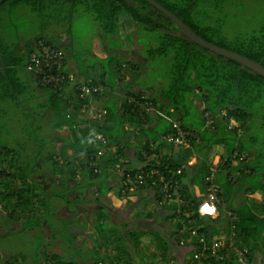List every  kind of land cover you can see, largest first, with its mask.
<instances>
[{
	"label": "trees",
	"instance_id": "16d2710c",
	"mask_svg": "<svg viewBox=\"0 0 264 264\" xmlns=\"http://www.w3.org/2000/svg\"><path fill=\"white\" fill-rule=\"evenodd\" d=\"M156 1L177 14L196 33L208 41L262 62L264 65V24L260 27L259 32H257V28H254L231 35L226 32L227 24L223 19L216 21L217 13L224 10L223 7L228 6L233 0ZM83 2L96 13L103 31L108 35L121 32L129 25H138L148 32L156 33L159 42L149 45L142 51L147 57L143 62H122L119 59H108L111 63L110 67L102 68L100 76L94 74L93 77L86 80L91 79L93 84L102 85V91L91 93L85 99H80L79 92L74 85L68 84L63 89L38 85L50 93L55 112H62L73 107L76 113L73 116L74 121H77V113L82 111L85 104H90L92 100L110 98L109 101L105 100V118L90 121L92 130L90 127H82L89 117V112H84L85 119L80 121L82 123H78L81 130L80 137L75 135L77 134L76 129H73L72 125L70 126V132L74 134L70 140L72 153L70 155H65L64 152L51 154L48 161H51L55 168L65 169L72 164L75 168L81 167V174L85 180L77 179L75 186L81 191L93 185H97L101 190V185H103L102 190L106 193L114 189L107 181L110 176L116 177L122 173L134 175L141 170L156 169L160 174L147 179L144 183H137L132 190H125L126 196L135 190L144 191L156 187L163 176L165 180H172L175 176L182 185L185 178H191L194 190L189 186H183L182 189L184 205L171 203L161 206V208L170 210L175 234L185 224L187 226L186 236H189L186 238L185 246L181 247H191L190 254L193 255L199 244L197 243L199 235L207 240H211L215 235H225L226 237L227 234L232 233V224L235 226V242L238 246H246L247 241L250 242L253 238L255 239L253 243L256 244L257 238L264 231V217L260 215L264 214V204L259 206L262 211L259 210L256 214L251 209L252 207L249 209L247 202L237 209L234 208L232 198L239 192L238 189L249 193L260 191L264 195V76L231 58L215 53L194 42L181 32L179 26L170 17L147 0H5L0 4V20L2 12H5L2 10L5 6L12 7L21 3L33 5L35 8L45 5L60 8L67 6L70 20L74 8ZM134 30L136 29L134 28ZM131 34L129 32V35ZM40 38H45L48 43L61 48L68 60L65 48L46 37ZM12 48L9 44L5 45L0 36V91L14 95L17 100L19 91L14 92L9 82L4 79L10 72V65L15 60L22 62L21 58L17 59L19 57L16 55L17 53H12ZM158 57L169 63L168 82H159L157 86H154L157 83L143 81L146 86L144 90L140 88L133 90L131 85L126 84L124 94L116 90L123 84H118V81L122 82V80L116 79L117 75H123L127 70L135 73L143 72L150 59ZM65 73L69 74L67 64ZM10 80L17 85L18 82H15L12 76H10ZM146 88H148L147 91ZM152 88L154 92L150 91ZM120 95L122 100L119 108L114 97ZM140 101H146L147 105H154L157 109L164 110L168 115L179 118L186 129H192L198 133V138L187 146H174L163 140L164 134L172 128L171 122L155 113L153 109L141 110ZM223 111L226 113L223 114ZM128 120L133 124L132 130L124 128ZM209 120H211L210 123H208ZM232 120L237 125H233ZM122 129L125 132L122 131V133ZM98 132L104 135L109 146L114 147L106 151L103 156L98 155V150L104 145V142L95 140V135ZM126 133H129L130 136L124 138ZM132 137L139 139L136 144L130 139ZM3 141L5 140L0 136V209L7 211L6 214L10 219L20 220L22 227L19 230L11 229L0 237L11 236L34 228L41 229L43 222L55 227L56 223L50 221L57 218L51 205L52 197H47V190H43L41 185L35 182L33 174L32 176L27 174L25 177L16 172L18 167L14 165L17 158L14 151L17 149L3 144ZM165 145L171 146V150L164 154L162 149ZM132 146L136 148L135 156L142 164L141 167L130 165L131 158L127 147L131 148ZM153 150L163 155L159 164L155 158L146 157ZM217 155L220 156L219 166L214 180H211L208 178L212 174L213 163ZM193 156H198L195 165L189 163ZM95 161L97 164L93 163ZM182 166H184L182 172L176 174L177 169ZM96 167L98 172H95ZM213 183L217 186L219 215L217 217L201 216L198 213V205L208 196L209 188ZM119 192L121 194L122 188H119ZM92 198L91 201H94L96 195ZM179 208L180 211H178ZM184 211L189 212V217L182 214ZM95 213L93 225L96 226L98 232L91 234L89 241H83L82 246H74V258H68L57 252L51 253L46 246L48 242L52 241L50 237L44 238L42 232L35 233L33 236L39 237L40 235L42 242L32 249L33 257L30 263H28L27 254L22 259L15 254L11 255L8 261H0V264H89L91 261L92 264H177V261L169 256L168 259L163 257L161 261L158 259L157 262L158 254L148 256V262L143 258V255L139 254V257L143 259L139 262L137 253L132 251H136L135 246L142 242L147 230L139 229L135 233L136 238H134V232L128 231L127 238L131 239L134 244L130 251L127 245L123 246L124 240L122 241L123 237L120 233L121 228L122 230L126 228V224H122V227L114 226L113 230L103 229L101 234V211L96 210ZM150 213L151 211L146 212L145 210L139 215L142 217ZM188 219H192V222L189 223ZM223 221H225V225H222ZM62 222L66 227L67 221L63 218ZM194 229L197 230V233L194 232ZM80 234V232L71 234L69 230L64 229L63 235L67 236L69 243H73V237ZM130 234L133 235L130 236ZM101 236L104 242L102 248L108 251L113 245H116L117 253L102 251ZM95 237H99L98 243L97 240L95 241ZM115 238L119 240L113 244L112 241ZM174 240L179 244L177 236ZM90 243L97 247L93 249V252L85 251L87 248L85 246ZM120 249L124 251L120 252ZM252 249L249 248L248 252L251 262H253ZM2 258L0 255V259ZM185 264H189V262Z\"/></svg>",
	"mask_w": 264,
	"mask_h": 264
},
{
	"label": "crops",
	"instance_id": "0c3cea01",
	"mask_svg": "<svg viewBox=\"0 0 264 264\" xmlns=\"http://www.w3.org/2000/svg\"><path fill=\"white\" fill-rule=\"evenodd\" d=\"M10 8L11 6H7ZM6 9V8H4ZM3 13L2 12V19L0 20V23L3 20ZM73 17V15H72ZM1 29V26H0ZM103 30V29H102ZM134 28L132 31V25H129L127 29H122L121 32H117L116 34H110L108 35L105 33V35L102 36L103 41H101V53L103 54V58L105 59H110L111 57H114L115 54H118L122 58L118 57L119 61L122 62H143L144 60L147 59V57L143 54V46L140 43H135L136 46L134 47L135 44L131 43L126 45V42L123 44L122 38L124 34H128L131 32L134 34V37H136V34L134 33ZM61 37L58 40V45L61 47L65 48L67 51L66 45L69 43L73 42L72 36L70 34H67L65 32H61L59 34ZM0 36L3 40V42L8 44L0 30ZM40 37H46L48 39H51V36L47 34L43 29H41L38 32H35V35L33 36H28V37H23L19 36L16 41L13 44H9L12 46V53H17L19 58L22 59V62H19L15 60L12 65H10V72L5 76V81L9 82L11 89L15 91H19L17 99H19L20 103V98L21 94L25 90H32L34 93L38 94L39 99L41 102L38 103L40 105V108H38V111H36V114L34 115V120H38V123L36 124L39 132L43 133L46 137L49 138L50 142L48 145L46 144L45 141L40 140L35 136L33 143L34 147L32 150L33 153V161L30 163H27L25 157L27 153V149L22 143V141L16 145L12 146L13 148H16L17 150L14 151V155L17 157L15 160L14 165L17 166L16 172L19 175H27L29 174L34 175L35 177V182H37L39 185H41L43 190H47V197H52L51 201L54 200L55 196L58 198H63L65 203H62L60 206L56 207L53 209V212H55L56 217L55 219H52L50 221H57L61 220V227H63V230H59L54 228V225L48 224L47 222L42 223V228L41 229H31L32 232L36 233H42L44 238L50 237V240L52 242H48V245L46 246L48 249H51V253L56 252L52 249L58 246H62V241L63 239L59 240V238L56 237V232L62 231V234H64V229L66 231L69 230L71 234H74L76 232H80L81 234L73 237V243L66 242V247L65 248H70L71 246H82L83 241H86V239L91 238V234H94L97 231L95 228L96 226L93 225V217H95L96 210L101 211V225L106 223H110L111 225L109 226H123L122 224H126V228L124 231L120 230L121 236L123 238H127L128 236V231H130L132 224L134 225V222H131L129 220H124V214L127 215H134L139 213L138 207H144L146 206V212L151 211L149 215H145L144 217L141 218V227L142 230L146 229L148 225H150L153 222V228L151 226V230L145 234L144 238V243L143 241L136 247V251H132L133 249V242L131 239L124 240L123 241V246H128L127 248L132 251L133 253H137L136 255L138 256V261L140 262L143 260L142 258L139 257L143 255V258H145L146 262L149 261V257L153 254H158L159 257L157 258L159 261L163 259V257L168 256L173 258L174 260L177 261V264H185L190 261L192 258V255L190 254L191 247H181L179 244H177L174 240L176 237V234L174 233V228L172 226V218H171V212L169 209H164L161 208V206L158 205L156 201V197L154 196V193L152 189H146L144 191H133L129 195H125L123 192V185L121 183V175H117L114 177V175L110 176L109 179L107 180L109 185L111 187H114L113 190L108 191L106 193L103 192V185H101V190L98 188L97 185H93L90 188H94V192L96 193V198L94 201L92 197H89L86 192H88L89 188H86L84 190L76 189V184H77V179H84L83 175L81 174V167L75 168V166L70 165L68 167L64 168H55L53 163L51 161H48V157H50L51 154H58V153H65V155H70L72 153V147L70 146V140L72 138V135H74L72 132H70V126L72 125L73 129H76L75 134L77 137L81 136V130L79 128L78 123L82 121V119H85V114L84 112L77 113V121L73 120V116L75 113V110L73 107L67 108V110H64L62 112L54 111L53 108V101L52 98L50 97V93L41 89L36 81V76L30 72H28L25 68L27 61H28V56L29 53L33 50L37 38L39 39ZM52 41V40H51ZM142 46L140 48L137 47ZM137 52V53H136ZM68 54V60H67V69L72 75L74 81L76 82H84L88 78H91L94 76V74H97V76L101 75V70L97 69H92L90 68L87 64L83 63L82 61H79V58L75 54L74 48H72L70 51H67ZM12 57V56H11ZM72 57V59H71ZM139 57V59H138ZM13 58V57H12ZM14 59V58H13ZM145 67V66H144ZM145 69V68H144ZM143 69V70H144ZM12 73V74H11ZM142 72H132L131 70H127L124 72L123 75H117V79H121L122 82L118 81V84H121L116 90L119 93H125V85H131L133 87V90L136 89H145V85L143 83V80H141ZM10 76L15 79V82H18L17 85L15 83H12L10 80ZM140 79V80H138ZM125 83V84H124ZM8 85V84H5ZM158 84L154 85L157 86ZM152 86V87H154ZM150 88V87H148ZM146 88V91L148 90ZM151 92L153 91V88L150 90ZM31 92V94L33 93ZM150 92V93H151ZM30 94V95H31ZM10 97L13 100L15 99L14 95H8V93H4V91H0V110H1V101L4 99V97ZM7 98V97H6ZM29 98V95L27 96V99ZM106 101H109V97L104 98ZM114 99L118 102V107L120 108L121 105V95L119 97H114ZM105 100H92L91 103L93 104V111L96 110H106V102ZM76 114V113H75ZM82 123V122H80ZM0 136L3 133L2 126H0ZM50 127V130H47V128ZM125 130H132L133 124L131 121H127L124 125ZM124 129L121 130V132H125ZM122 132V133H123ZM127 136H130L129 133H126L124 135V138ZM132 141L137 143L138 138L132 137L130 138ZM5 140V137L3 138ZM37 143H41L39 146ZM39 147V149H38ZM129 157L131 158L130 165H138L139 167L142 166L140 161L135 156V150L136 148L132 146L131 148L127 147ZM163 153H169L171 150V146L165 145L163 147ZM13 155V158H14ZM198 156H193L191 160V165H195L197 162ZM127 160V159H126ZM189 160V161H190ZM220 161V156H218L217 161ZM215 161V162H217ZM140 164H139V163ZM11 164H12V158H11ZM54 166V167H53ZM75 170L73 171V169ZM195 169V167H194ZM14 170V169H13ZM54 170V171H53ZM26 177V176H25ZM85 180V179H84ZM86 184V181H84ZM37 184V185H38ZM95 184V183H94ZM54 185V186H53ZM122 186V192L120 194L119 188ZM183 186H189V188H193L191 184V178H185L183 180ZM62 187L64 188L66 193L62 192ZM119 187V188H118ZM121 191V190H120ZM238 193H236L233 198H232V206L234 208H238L244 202L248 203L249 209L251 208L254 210V212H257L260 210L259 206H262L264 204V195L262 192H254V193H249L246 192L242 189H238ZM51 195H54L51 196ZM94 195V196H95ZM64 196V197H63ZM46 197V196H45ZM16 200H18L16 198ZM143 205V206H142ZM262 211V210H260ZM7 211L4 209H0V235H3L5 233H8L11 229H14L15 224H20V228L22 227L20 220H13L8 217V214H6ZM261 217H264V214H260ZM259 215V216H260ZM65 219L67 222V226L65 227L64 222H62V219ZM226 221V220H225ZM225 221H223L222 225H225ZM227 222V221H226ZM53 223V222H52ZM159 224V226L157 224ZM160 223L163 224L160 225ZM228 223V222H227ZM54 224V223H53ZM156 224V225H154ZM219 226V225H217ZM164 229L166 230L167 236L162 237L161 234L157 233L156 229ZM19 229H14V230H19ZM56 229V230H55ZM140 229V228H139ZM48 231L49 233H47ZM45 233V234H44ZM154 234V238L150 239L152 237V234ZM223 233V232H222ZM221 233V234H222ZM119 234V233H118ZM35 235V234H34ZM133 234H130L132 236ZM66 236V235H65ZM142 238V240H143ZM149 239L150 241L146 243L145 245V240ZM160 239V240H158ZM164 239H167L166 242H161ZM255 239L253 238L252 241H247L246 247L252 249V260L251 264H264V231L262 234L257 238V243L254 244L253 241ZM161 242V243H160ZM50 243V244H49ZM103 240L101 239V248L104 247ZM91 244V243H90ZM88 245L87 249L90 247H96L94 245ZM69 246V247H68ZM85 246V245H84ZM252 247V248H251ZM97 248V247H96ZM116 245H113L111 247V250L103 249L102 251H107V252H116L115 250ZM126 248V249H127ZM100 249V248H99ZM98 249V250H99ZM101 250V249H100ZM99 250V251H100ZM115 250V251H114ZM125 250V247H124ZM124 250H119L120 252H123ZM3 257L2 262L4 260H9L11 255H15V253H10L8 251L7 254H0ZM135 256V254H134ZM136 258V256H135ZM156 262V263H157ZM160 263V262H159ZM92 264V263H91ZM102 264V263H101Z\"/></svg>",
	"mask_w": 264,
	"mask_h": 264
},
{
	"label": "rangeland",
	"instance_id": "374dc122",
	"mask_svg": "<svg viewBox=\"0 0 264 264\" xmlns=\"http://www.w3.org/2000/svg\"><path fill=\"white\" fill-rule=\"evenodd\" d=\"M66 7L67 6L60 8L58 6L55 7L53 5H45L35 8L33 5H28L26 3H21L10 8L5 6L6 9H2L5 12L3 13V20L0 23V30L8 44H13L19 36H33L35 35V32H38L41 29L51 36L50 40H52L53 43L57 44L59 38L61 37L59 34L61 32H65L70 34L73 40V42L66 45L67 51H70L72 48H74L75 54L79 58V61L83 60L84 64H87L90 68L97 70L110 67L111 63L108 61V58L105 59L102 57L103 54L101 53V41L103 40L101 39L105 33L102 30V24L98 20L96 13L90 9L89 5L83 2L80 5L77 4V6L74 8L73 17L69 20V10ZM223 9L224 10H221V12L217 13L216 21L218 19H223L227 24L226 32L231 35H236L240 32L249 31L254 28H257V32H259L260 27L264 24V0H233L232 2L230 1L228 6L225 8L223 7ZM133 28L136 29L134 31L136 37H134V34H124L122 38V40H124L123 44L125 42L126 45L127 43H140L143 46V50H145L149 45L157 44V42H159L156 33L148 32L147 30L138 27V25H132V31ZM135 46L136 44L134 47ZM142 46L137 45L138 48ZM118 57L122 58L118 54H115V56L111 57L110 59L117 60ZM140 76L141 80L145 81L146 83L148 82L152 84H158L159 82H168L169 63H166V61L160 57L153 60L150 59L146 69L142 72V74H140ZM31 92H33L31 89L28 91L25 90L21 94L22 96L20 98V103L19 99L13 100L10 97H5L1 101L0 110V126H2V129L4 130L1 134V139L5 137V141L2 143L8 144L9 146H16L22 141L27 149L25 157L27 163L33 161L32 150L34 147L33 140L35 136L38 139L40 138L42 141H45L47 145L50 143L48 142L49 138L43 133L39 132L36 126L38 120H34V115L36 114V111H38V108H40L38 103L41 102V100L39 99L38 94L34 92L31 94ZM28 95L29 98L27 99ZM47 130H50V127H48ZM37 145L39 146L40 144L37 143ZM217 158L218 155L215 157L214 163L217 161ZM62 192L66 193L63 187ZM86 193L89 197H94V188H89L88 192ZM62 203H65L64 199L60 197L57 198L56 196L54 200L51 201L53 209L60 206ZM138 210L139 213H142L146 210V208L139 206ZM139 213L135 214V216H125L126 214L122 215L124 216L122 221L129 220L131 224L134 222V225L132 224L130 229V231L134 232V238H136L135 233L139 231V228L142 230L141 218L144 216L140 217ZM55 223L56 224L54 228L63 230V227H61L60 224L61 220L58 222L56 219ZM19 225L20 224H15L14 229H19ZM109 225L111 224L107 221L106 223L102 224L101 234L103 229H115L114 226ZM157 225L159 226V224ZM160 225L163 226L162 223H160ZM151 226L153 228V222L148 225L147 232L151 230ZM124 229L125 228H123V231ZM156 230L157 233L161 234L162 237L167 236L165 228H159ZM46 232L49 233L48 231ZM35 233L36 232H32V230H26L25 232L17 233L11 236H1L0 254H7L9 251L10 253L17 254L21 259L23 256H25V254H27L28 263H30L33 257L32 249L42 242L40 235L39 237H33ZM154 236L155 235L152 234L150 239H153ZM56 237L59 238V240L63 239L64 241L68 242L67 236H64L62 231L60 232L57 230ZM121 239L122 241L126 240V238ZM96 240L98 243L100 241L99 237H95V241ZM117 240L119 239L115 238L112 243L115 244ZM166 240L167 239H164L161 242L165 243ZM64 241L61 243L62 246L55 248L52 247V249L54 251L56 250V252L59 254H64L68 258H74V247L71 246L70 248H65L66 243ZM86 241H89V239H86ZM142 241L144 243V238ZM149 241V239H146L145 245ZM90 245L94 244L91 243ZM94 248L95 247H90L87 251L93 252ZM48 250L51 251V249ZM2 260L3 258L0 259V261ZM91 263L93 262H89V264Z\"/></svg>",
	"mask_w": 264,
	"mask_h": 264
},
{
	"label": "built area",
	"instance_id": "2783aa9c",
	"mask_svg": "<svg viewBox=\"0 0 264 264\" xmlns=\"http://www.w3.org/2000/svg\"><path fill=\"white\" fill-rule=\"evenodd\" d=\"M67 64V58L64 51L48 43L45 38L37 40L34 49L28 56L27 70L34 74L37 79V84L42 86H51L55 89H63L66 85L75 86L78 90L80 99H85L91 93H97L102 91V85H95L92 80L84 82L74 81L72 75L65 73V67ZM141 110L153 109L155 113L163 116L165 119L171 122L172 128L170 131L164 134L163 140L168 141L174 146L179 145H191L192 141L198 138V133L192 129H186L183 126L182 121L179 118L168 115L164 110L157 109L154 105H147V102L140 101ZM93 104H85L83 106V112H89V117L82 125L83 128L90 127L92 130L91 120L105 118L106 110L93 111ZM226 112L223 111V114ZM209 118V117H208ZM211 120L208 121L210 123ZM233 125L237 123L232 120ZM95 140L104 142V145L98 150V155L103 156L106 151L113 149L114 147L109 146L107 139L103 134L98 132L95 135ZM156 146V145H154ZM156 148V147H153ZM149 159L155 158L159 164L160 159L163 155L156 153L154 150L151 154L146 155ZM97 164V162H93ZM191 164V160L189 161ZM212 174L208 179L214 180L219 166V160L213 163ZM216 165V167H215ZM184 166L177 169L176 174H180ZM95 172H98V168H95ZM160 174L159 170H141L139 173L134 175H126L122 173L121 182L123 185V192L127 189L132 190L137 183H144L147 179L152 178ZM174 175V173H173ZM160 182L157 183L156 187H152L154 196L159 206H166V204L178 203L180 205L185 204L184 195L182 192V183L173 176L172 180H165L164 176L160 178ZM217 186L213 185L209 188L208 196L202 200L198 205V213L201 216L217 217L219 215V209L217 206ZM208 211H205V209ZM180 211V208L178 209ZM182 214L189 217V212L184 211ZM180 221V220H179ZM187 221V220H186ZM188 222H192V219H188ZM234 224H232V233L225 235H215L212 239L207 240L203 236H198L199 243L194 250V254L189 261V264H251L249 257V250L246 246H238L235 242L236 232L234 231ZM197 233V230L194 229ZM186 233L187 226L181 227L176 233L180 246L186 244Z\"/></svg>",
	"mask_w": 264,
	"mask_h": 264
},
{
	"label": "water",
	"instance_id": "95a60500",
	"mask_svg": "<svg viewBox=\"0 0 264 264\" xmlns=\"http://www.w3.org/2000/svg\"><path fill=\"white\" fill-rule=\"evenodd\" d=\"M5 0H0V4L3 3ZM149 3H151L155 8H157L159 11L166 14L168 17H170L180 28L181 32L192 39L194 42L200 44L201 46L215 52L218 54H221L227 58H231L243 66H246L258 74L264 76V65L262 62L253 60L243 54L237 53L235 51H232L230 49L221 47L219 45H216L207 39L200 36L198 33H196L189 25H187L177 14L167 9L165 6L160 4L156 0H147Z\"/></svg>",
	"mask_w": 264,
	"mask_h": 264
},
{
	"label": "clouds",
	"instance_id": "9594fccd",
	"mask_svg": "<svg viewBox=\"0 0 264 264\" xmlns=\"http://www.w3.org/2000/svg\"><path fill=\"white\" fill-rule=\"evenodd\" d=\"M205 211H208V209L206 208Z\"/></svg>",
	"mask_w": 264,
	"mask_h": 264
}]
</instances>
